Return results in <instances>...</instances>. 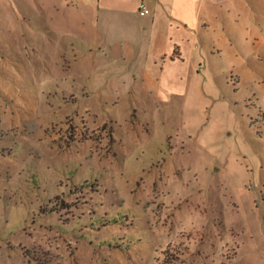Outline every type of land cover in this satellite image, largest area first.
Segmentation results:
<instances>
[{"label":"rangeland","instance_id":"374dc122","mask_svg":"<svg viewBox=\"0 0 264 264\" xmlns=\"http://www.w3.org/2000/svg\"><path fill=\"white\" fill-rule=\"evenodd\" d=\"M155 1L0 0V264H264V0Z\"/></svg>","mask_w":264,"mask_h":264},{"label":"crops","instance_id":"0c3cea01","mask_svg":"<svg viewBox=\"0 0 264 264\" xmlns=\"http://www.w3.org/2000/svg\"><path fill=\"white\" fill-rule=\"evenodd\" d=\"M121 1V3H128L129 0H99V3L105 5H111V3H115ZM135 5L138 7L140 3L144 0H133ZM192 0H156L155 1V11L151 17V21L155 22L159 15H163V18H166L167 20H181L184 10L189 6V3H191ZM81 2L86 3V0H81ZM139 10V7L137 8ZM141 14V13H140ZM150 14V12L148 13ZM141 15H147V14H141ZM34 16V15H33ZM33 16L31 18V22L26 25V27H15L11 28V22H7V19H5L4 23H0V31L2 32V38L0 39V42H4L5 44L11 46L13 50H15L12 42L15 44L20 45L21 48L24 49H31L34 53L33 56H31L30 60L33 64L36 65L37 61L39 62V51L41 49H57V50H63L66 51V54H71V50H80V47H77L76 45L72 44L71 37L69 35V25H70V17L69 15L65 14L63 18H66L67 21L65 22L68 24L66 26V29H63L62 33L63 35L67 34V40L64 41L63 39H54L52 37L55 28L53 26L54 22V16L49 15L47 12L43 13V16L39 18L36 16V21L33 24ZM27 17V16H26ZM18 20H24L23 17H17ZM84 20H86L85 16L83 17ZM17 20V21H18ZM83 25L79 26L78 32L80 34H86L87 33V27L84 22H82ZM13 35L12 38L9 37ZM50 35V36H49ZM169 41L171 43V46H166L162 51H160V55L163 57L164 62L167 63V61L173 63L176 61L178 53L179 55V44L173 40V38ZM167 43V42H166ZM82 45L85 47V45L82 43ZM10 48V49H11ZM65 52H63L62 58L64 59ZM44 60H49L42 58ZM0 61H2L0 59ZM55 61H53L54 63ZM68 66L71 65V60H68ZM47 65V64H46ZM60 66V65H58Z\"/></svg>","mask_w":264,"mask_h":264},{"label":"built area","instance_id":"2783aa9c","mask_svg":"<svg viewBox=\"0 0 264 264\" xmlns=\"http://www.w3.org/2000/svg\"><path fill=\"white\" fill-rule=\"evenodd\" d=\"M139 11L143 14H148L150 12L149 8L145 5L143 1L139 5Z\"/></svg>","mask_w":264,"mask_h":264}]
</instances>
